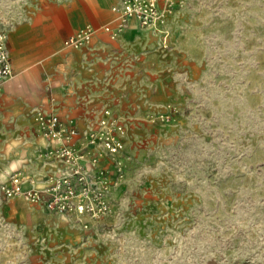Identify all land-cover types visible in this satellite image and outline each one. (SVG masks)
<instances>
[{
    "label": "rangeland",
    "instance_id": "1",
    "mask_svg": "<svg viewBox=\"0 0 264 264\" xmlns=\"http://www.w3.org/2000/svg\"><path fill=\"white\" fill-rule=\"evenodd\" d=\"M58 1L0 0V27ZM159 4L179 64L99 164L106 213L5 199L28 174L0 164V264H264V0Z\"/></svg>",
    "mask_w": 264,
    "mask_h": 264
},
{
    "label": "crops",
    "instance_id": "2",
    "mask_svg": "<svg viewBox=\"0 0 264 264\" xmlns=\"http://www.w3.org/2000/svg\"><path fill=\"white\" fill-rule=\"evenodd\" d=\"M119 2H52L17 20L8 32L15 76L0 92V164H18L36 186L48 185L60 165L41 155L58 143L38 131L35 110L55 111L80 133L95 125L107 107L124 120L136 116L137 103H158L163 78L179 64L165 43L167 29L141 28L135 19L116 36L101 29L81 47L64 46V39L80 28L111 22ZM74 143L81 146V139ZM99 164L109 162L104 157Z\"/></svg>",
    "mask_w": 264,
    "mask_h": 264
},
{
    "label": "built area",
    "instance_id": "3",
    "mask_svg": "<svg viewBox=\"0 0 264 264\" xmlns=\"http://www.w3.org/2000/svg\"><path fill=\"white\" fill-rule=\"evenodd\" d=\"M113 11L115 16L111 22L80 28L64 39V46L81 47L101 29L116 36L131 19H135L141 28L163 30L171 8L160 6L159 0H120L113 6ZM7 38L8 29L0 27V92L4 84L15 76ZM34 119L38 131L46 139L58 143L41 155L55 160L60 165V171L44 187L36 186L29 175L26 179L31 185L25 186L24 176L14 172L1 184L4 198L22 196L62 212L75 211L92 216L106 213V179L102 178L97 184L98 176L103 173L98 169L99 162L107 157L121 169L127 136L124 122L108 107L103 109L95 125L81 133L75 125L63 122L52 110L37 109ZM76 137L81 139V146L74 143ZM46 195L49 197L46 198Z\"/></svg>",
    "mask_w": 264,
    "mask_h": 264
}]
</instances>
